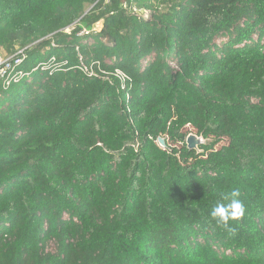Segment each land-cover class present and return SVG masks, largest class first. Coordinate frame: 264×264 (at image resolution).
<instances>
[{
	"label": "trees",
	"instance_id": "obj_1",
	"mask_svg": "<svg viewBox=\"0 0 264 264\" xmlns=\"http://www.w3.org/2000/svg\"><path fill=\"white\" fill-rule=\"evenodd\" d=\"M151 1L0 0V264H264V0Z\"/></svg>",
	"mask_w": 264,
	"mask_h": 264
},
{
	"label": "clouds",
	"instance_id": "obj_2",
	"mask_svg": "<svg viewBox=\"0 0 264 264\" xmlns=\"http://www.w3.org/2000/svg\"><path fill=\"white\" fill-rule=\"evenodd\" d=\"M240 197V190L234 189L223 195L221 201H218L209 212L210 218L231 235H235L236 229L230 222L240 220L246 212L244 202Z\"/></svg>",
	"mask_w": 264,
	"mask_h": 264
},
{
	"label": "built area",
	"instance_id": "obj_3",
	"mask_svg": "<svg viewBox=\"0 0 264 264\" xmlns=\"http://www.w3.org/2000/svg\"><path fill=\"white\" fill-rule=\"evenodd\" d=\"M81 34L87 35L88 31L83 29L80 32V35ZM9 59L10 58L3 59L0 56V81L2 82L3 88L9 87L11 83H15L18 79H21L24 76L22 72L15 69L22 62V60H16L14 63H11ZM78 62L81 73L88 77H97L98 74H104V71L100 68L98 62L85 65L81 58L78 59ZM37 69L38 68H34L33 71L35 72ZM114 75L121 78V80L123 78V75L118 71H115Z\"/></svg>",
	"mask_w": 264,
	"mask_h": 264
},
{
	"label": "rangeland",
	"instance_id": "obj_4",
	"mask_svg": "<svg viewBox=\"0 0 264 264\" xmlns=\"http://www.w3.org/2000/svg\"><path fill=\"white\" fill-rule=\"evenodd\" d=\"M175 2V0H161L160 4H154L153 1L150 2V4H152L154 6V10L158 13H163L164 11H167L168 7H170L172 5V3ZM127 11L129 12H132V13H135V14H138V15H142L143 17H147L149 15V12L148 10L144 9V8H141V7H138L137 5H132L131 8H127ZM101 26V22H98L96 24H94L92 27H91V30L92 32H97L99 27ZM13 41V46H14V49L16 51H21V49H23V47H25L27 41L30 42V45L31 44H34L37 42L36 39H27L23 34H18L16 35L15 37H13L12 39ZM0 56L3 58V59H7L5 58L4 56V53H0ZM193 135V134H192ZM195 136V135H194ZM200 140H202L201 138H199ZM203 143H209V141H203ZM186 145V144H185ZM171 148H175L177 149L178 148V145H170ZM194 150H196L197 152H199V149H198V146H196L194 148ZM48 252H53L55 250V245L53 243H50L46 249Z\"/></svg>",
	"mask_w": 264,
	"mask_h": 264
},
{
	"label": "water",
	"instance_id": "obj_5",
	"mask_svg": "<svg viewBox=\"0 0 264 264\" xmlns=\"http://www.w3.org/2000/svg\"><path fill=\"white\" fill-rule=\"evenodd\" d=\"M158 146L160 148H164L165 147V144H164V141L162 139H158V142H157ZM185 144H186V147L189 151L191 150H194V148L196 146H199L201 144H203L202 140H200L198 137L190 134L187 138H186V141H185Z\"/></svg>",
	"mask_w": 264,
	"mask_h": 264
}]
</instances>
